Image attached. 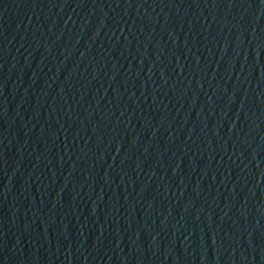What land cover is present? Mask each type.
I'll return each mask as SVG.
<instances>
[{
    "label": "water",
    "instance_id": "1",
    "mask_svg": "<svg viewBox=\"0 0 264 264\" xmlns=\"http://www.w3.org/2000/svg\"><path fill=\"white\" fill-rule=\"evenodd\" d=\"M0 264H264V0H0Z\"/></svg>",
    "mask_w": 264,
    "mask_h": 264
}]
</instances>
